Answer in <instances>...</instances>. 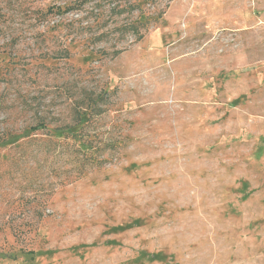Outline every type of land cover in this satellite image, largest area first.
I'll return each mask as SVG.
<instances>
[{"label": "rangeland", "instance_id": "obj_1", "mask_svg": "<svg viewBox=\"0 0 264 264\" xmlns=\"http://www.w3.org/2000/svg\"><path fill=\"white\" fill-rule=\"evenodd\" d=\"M89 91L119 160L66 182ZM9 131L0 264H264V0H0Z\"/></svg>", "mask_w": 264, "mask_h": 264}, {"label": "trees", "instance_id": "obj_2", "mask_svg": "<svg viewBox=\"0 0 264 264\" xmlns=\"http://www.w3.org/2000/svg\"><path fill=\"white\" fill-rule=\"evenodd\" d=\"M150 1L151 3H155L159 0ZM138 6L139 5H137V7ZM71 8L72 7H67L64 11L68 12ZM124 12V8L118 11V13L121 14ZM140 24L145 25L147 22ZM134 31L138 32V29L136 28ZM116 52L118 53L119 51ZM111 97L112 94L109 91H104L103 93L96 95L94 91H89L87 95L84 96V99L78 102V105L74 109V123L70 122L64 125L56 126L51 130V132L64 137L65 140L59 143H65L66 145V149L68 151L67 161L71 162L74 160L76 162L75 166H68L64 170V181L71 182L70 178L72 176H74V179H78L93 168H102L107 164L114 163L116 160H119V158L116 157V154L120 152L121 146L117 145L115 141H111L109 139L105 140L103 143H99L98 133L89 129L90 125L94 120H96V118L107 114L112 103ZM46 127V123L39 122L37 125L29 126V128L27 127L21 132H23V134H27L25 137H29V130L36 131ZM49 132L50 130L47 134H49ZM15 134H17V132L9 131L8 133H2V135H0V145L10 144V146L14 148L22 147V141L16 142L17 137ZM70 140H72V142ZM105 152H107L106 155H104ZM31 154L32 153L26 155L23 152L17 157V160H14V155H12L11 159L8 160L17 165L18 162L27 161V158ZM34 197H37V195H34ZM29 252L31 251H26L25 253ZM2 254L7 258H13L11 254L9 255V253Z\"/></svg>", "mask_w": 264, "mask_h": 264}]
</instances>
